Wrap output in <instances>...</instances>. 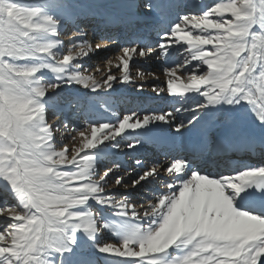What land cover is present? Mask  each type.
<instances>
[{
  "label": "rangeland",
  "instance_id": "1",
  "mask_svg": "<svg viewBox=\"0 0 264 264\" xmlns=\"http://www.w3.org/2000/svg\"><path fill=\"white\" fill-rule=\"evenodd\" d=\"M15 2L22 6L38 7L42 9L46 15H49L57 20V31L59 35L55 36L53 33L51 34V37L43 39L45 41L56 39L61 41L62 44L60 47L55 49L54 53L49 52L47 55L41 56L31 50L32 39L26 32L22 31L23 24L16 17H13L11 25L5 22L3 27L0 28V79L4 82H10L8 83V86L14 89V94L20 98H28L29 96H32L34 99H39L44 92H47L43 101L45 105V113L43 111H35L32 109L26 110L30 118L22 121L20 125L21 129H26L28 133L23 141L20 137H17L16 142L13 143L8 136H0V166L7 167L8 165H12L15 167L21 160L31 163L34 156L40 151L54 150L53 153L64 152L67 159L61 163L60 156L53 155L55 158L48 162L50 168H59L60 170H76L72 165L78 160L79 166L77 173L72 175L69 179L63 181L62 186L79 184L78 188H70V191L73 193L77 190L86 191L87 185L81 183L82 181H90L94 184V182L99 181V177L102 176L105 170L109 168H118V171L110 174L108 182L104 186V191L108 192L110 190L111 193H105V195H116V197L123 198V202H125V196L120 190H124L125 185L132 187L131 184L134 180L138 179L143 172L149 170L144 169L146 168V165L144 166V163L142 164L145 159L140 157L142 152L139 151L140 146L142 145L144 148L143 144L148 142V136H151L152 138H155V136L165 137L166 131L155 127L149 131L148 127L138 130H126V132L115 141H106L104 142L105 145L100 146L99 143L103 140L101 133L104 131V128L100 127L93 129L91 125L87 127L86 121L92 123L115 124L117 123L118 118H122L124 115L147 111L151 108L154 109V105H157L160 103L159 101H161L159 98H154L150 102L148 99L138 94L139 96H128V100H120L121 97L117 96L116 92H121L126 85L128 86V84L129 86L132 85V89H135V82H138L135 78L139 77V79H142L144 76H147L146 74L152 75L154 74L153 72L160 73L161 71L155 67L152 71L146 70L144 75L137 77L130 73V80L127 84H122L120 82V78L123 74L121 69L118 67L114 72L108 70L109 73L107 72L104 75H91L90 78H87L90 76L89 74L92 71V68L90 65L85 66V64L86 62L92 61L91 56L93 52L89 53V55L84 58H81V55L78 60L73 62L72 66L76 71L67 81L63 77L68 76L69 74L67 72H63L62 69L60 73H53L45 70L38 73V76L36 75V72L32 73L29 71L25 73L22 69L35 64L37 61L50 60L57 66L63 65L65 61L64 55L68 54L71 57H76L81 52V48L79 46H83L80 44L85 42H91L94 49L99 38H106L107 40L114 41V46H117V48L110 53L114 55L115 52H119L122 45H126L129 41H133V44L137 41V37H140L131 25L130 28L126 29L128 26L124 25L123 20L114 15L113 12H115V9H121L123 12L127 13L130 16L131 21L134 22L135 19L139 20L140 17L143 18L144 14H142V11H144V9L146 10V4H150L152 11H148L146 14L147 19L144 20L142 25L144 27H150L148 39L155 43L156 50L155 55H153L152 58L153 60H156L155 62H160L162 60L163 62H166L174 59V64L168 70L172 68L183 69V72H179V77L178 80H176V83H182L184 86H187L193 81L199 80L201 77L198 75H204L209 70L207 69V66L204 65L203 61H192L190 59L189 49L191 46L184 41H177L175 37H171V28L180 22L181 17L186 15L201 16L217 3L233 2V4L239 3L243 6L250 2V0H55V2H52V0H15ZM256 3L259 5L260 0H256ZM5 8H8V6L5 5ZM224 8V11L218 13L216 16L210 17V19L213 20L210 21V23L215 24L216 22H221L224 19L232 20L234 18L231 17L229 12L235 14L239 11L238 8H230L228 5H225ZM11 12L12 9L9 8L8 15H11ZM5 20H7V17ZM228 23L229 22L227 20H224L222 23L218 24L219 27L215 26L212 29H204V31L212 33V35L201 37L200 39H209L211 44L206 45L201 43L194 44V46L199 47L204 51H213L214 49L218 52L222 51L224 40L229 39V36L226 35V33L229 32ZM124 26H126V28H124ZM102 27H106V29L103 30ZM249 27H251V25H249ZM190 28L191 24L189 23V25L185 28V33H182V35L190 36L191 34L187 33ZM158 29L160 31H158ZM109 31L114 32H111V35L108 36ZM199 31V29H194L192 30V33L195 35ZM99 32L103 35L95 38V35ZM164 36L165 38L162 39ZM230 38L231 41L238 39L233 35H231ZM192 39L195 41L198 38L192 37ZM253 39L255 40V43L249 42L245 44V51H243L241 55H253L251 56L252 58L258 60L264 59V50L261 51L260 54L252 53V50L256 49L255 51H257V49H259L258 46L263 45V41H261L259 37H255ZM161 43H165L166 45L164 51H161L159 48V44ZM253 45H255V47H253ZM84 50H88L86 46ZM95 54L96 53H94V55ZM205 55L215 58V53L206 52ZM110 56L111 55L106 54L102 58V69L106 67V63H108L107 61ZM9 57H11L12 61ZM192 59H196V57H192ZM138 60H140V56L138 53L134 54L132 62ZM7 61L12 62V64L15 65V68L7 63ZM43 66L47 67L46 64ZM110 66L111 64L109 63L108 67ZM84 67H88L86 70L89 71L86 72ZM16 69H21V71H17ZM69 71H71V68ZM110 74L115 76L117 80L114 82L109 81L107 78ZM256 75H259L258 71ZM57 83L61 86L57 89L56 87L53 89L52 86ZM159 87L160 86L156 84V88ZM70 88L82 89L84 92V100L79 99L78 95L73 93H71L73 95L65 94L66 97H63L64 92ZM89 89H92L93 91L98 89V92H92ZM199 89L200 91H205L208 89V86L197 85L192 89L193 92H186L181 96H171L169 97L168 105L166 106L170 108V110L173 109L174 112H177L178 110H182L186 104H188L189 111L193 109L196 110L192 118L190 117L189 121L193 122L192 119L196 118V126L201 125L205 127L206 132L210 130L209 137L211 138L223 119L221 115L222 110L219 111L215 105L209 106L211 109L209 113L205 110V108L201 109V105L206 104L207 101L202 95L196 92L199 91ZM141 91L143 92L142 94L145 95L144 90L142 89ZM157 92L160 91L158 90ZM0 99H3V97L0 96ZM73 100H76L79 103L77 105H73V107H69V103ZM173 102L176 104L173 105ZM65 112H67V115ZM144 114L145 113H140L139 116L142 118ZM78 123L80 126H77ZM71 127L74 130L67 129ZM83 127L91 128L95 134V139L88 144L84 151L89 152L95 157L96 163L94 165L90 163L92 160L91 156L82 157L83 152L78 157L77 154L80 153L81 150L74 153L75 145H71V148H69L71 143H76V141L79 140V135L77 134L80 131L77 132L75 129L79 130ZM12 128H15L14 122ZM87 128H84V130ZM5 129L9 130L7 126H5ZM68 134L71 139L70 143L66 142ZM109 135H112V133H109ZM130 145H136V147L132 148ZM147 146L150 147L148 148L150 151L155 150L154 145L149 144ZM127 149H131V152H123ZM129 156H132L133 159H137L139 157L138 160L141 161L140 165H143L144 167H142V170L139 169L140 171L138 172V176L130 181V183L121 184L117 187L115 180L118 179V177H113V175L128 166L123 162V160ZM180 156L181 155L178 153V157ZM73 157L75 160L70 165L68 161H71ZM130 167L134 170L137 166L136 164H132ZM20 169L21 174H23L24 169L22 164L20 165ZM49 175H51V171L49 172ZM54 183L60 184L59 181H54ZM160 185L161 183H155V185H152L148 190H144L146 187H141V183L137 184L134 188L132 187V192L140 193L147 191V194L142 193L146 195H141L143 196V201L141 203L146 205V202H154L153 204L155 206H153L155 211L151 217H145L142 215L148 207L142 210H136L135 208L136 212H142L138 219H134L130 212L127 214H121V210L119 208L113 207L118 203L115 199H113V206L102 205L101 208H98L97 206L100 207L101 204L96 206L95 204H97V202L91 200L92 202L88 201L86 206L75 209L74 211L76 212L92 213L97 221L106 227H103L98 232L94 240H90L82 231L77 232L76 246L73 249V256H69L65 253L64 256L61 257L59 254L49 250L42 258L46 261V264H69L70 261H74L80 256L90 258L92 264H104V262H110V264H131V262L127 259L113 257L110 256L111 254H102L97 250V248L105 243L115 244L117 247H121L119 243L135 228H143L147 231L150 226L159 223L158 218L161 215L166 214V206L168 204V200L166 198L161 199L159 203H157L156 199H153V197L156 198V193H158L157 190L161 187ZM165 186L166 185H163L162 187ZM45 190L49 192L53 191V189L50 188ZM41 195L42 193H37L38 197ZM132 206H136L135 202L128 204L129 209H131ZM0 207H15L14 212L18 218L21 219L28 215V213L25 212L20 205L18 199L11 190L10 185H8L3 178H0ZM183 207L184 206H182L181 210L171 219L168 228L162 232L160 239L156 243L157 245L155 244L153 248L139 254L147 256L156 255L158 253H166L165 251H167V249L161 248V242L166 238H168V240H172V237L176 236V240L172 242V246L175 244L182 245L181 247H184L185 250L183 254L186 255L188 248L181 243L184 232L187 230L186 225L197 230V238H199V235L203 234L215 238L216 242L222 246L224 244H231L228 235H215L211 232V226L214 223L212 224L211 221L209 222L206 220V218L209 219V212L206 213L207 215H203V218L196 217L195 219L193 218L195 210H185ZM7 214L6 210L4 215ZM4 218L5 223L0 224V231L10 228L12 224L9 217L5 216ZM232 218L241 222L248 221L239 215H235ZM194 219L199 222L192 226L190 225V222L192 223V220ZM1 220H3V218ZM254 222L255 225L264 226V223L262 222ZM24 223L27 224V221L25 220ZM199 225L200 227H198ZM177 233H179L178 236ZM7 242L10 243V241ZM172 246L167 254L160 256V259L165 261V264H168V259L172 258L175 252L179 250V248H172ZM235 254L236 252H232L230 250L223 251L222 249H217L213 251L209 248L207 250L197 251L191 257V261L192 264H196L198 261L209 262L220 256L228 255L232 257Z\"/></svg>",
  "mask_w": 264,
  "mask_h": 264
},
{
  "label": "snow or ice",
  "instance_id": "2",
  "mask_svg": "<svg viewBox=\"0 0 264 264\" xmlns=\"http://www.w3.org/2000/svg\"><path fill=\"white\" fill-rule=\"evenodd\" d=\"M55 2V0H52ZM5 5L8 8H5ZM228 5L230 8H238L241 14H249L251 16V27L248 28V35L245 37V44L251 42L255 43L253 38L259 37L261 41H264V0H260L259 5L256 0H250V2L245 5L239 3L233 4V2L228 3H217L213 7L209 8L201 16L186 15L181 17L178 24L171 28V37H175L177 41H184L191 47L189 49L190 59L192 61H203L204 65L207 66V71L204 75H198L201 78L199 80L193 81L191 84L184 86L182 83H176L178 77L176 76L177 68H172L166 70L165 74L168 76L167 82V92L171 96H181L186 92H193L192 89L197 85H207L208 89L205 91H196L202 95L207 101L206 104L201 105V109L214 106L220 102H225L227 104H240L245 102L253 107L256 113L257 119L261 124H264V87L253 86L247 83L248 74L245 73V77H241L239 80L236 79L240 72V68L232 71L230 68L226 69L222 76L218 73L222 68L226 67L227 60L225 58V53L228 51V45L231 44L232 32L229 31L226 35L229 39L224 40V46L222 51H204L199 47H195L194 44H206L210 45L211 41L209 39H200L201 37H207L212 35V33L204 31V29H212L224 20H227L228 28L229 25L235 26L241 23L237 20L236 14L230 15L234 19L228 20L224 19L221 22L210 23L213 21L210 17L216 16L218 13L225 10L224 6ZM12 9L11 15H8V9ZM145 8L147 11H152L151 5L146 4ZM7 17V20L5 18ZM13 17H16L22 24V31L26 32L32 39L31 50L38 55H47L49 52L55 51L61 46L62 42L56 39L44 40L43 38L51 37V34L58 36L57 31L58 21L53 17L46 15L42 9L38 7H28L22 6L16 3L15 0H0V28L3 27L4 23L7 22L11 25ZM215 22V21H214ZM191 24V28L187 31L190 36L182 35L185 33V28ZM258 26V28H257ZM199 29L200 31L193 35L192 30ZM234 30V28H233ZM192 37H197L193 41ZM162 37V39H164ZM223 38V37H221ZM99 43L93 49L91 42L81 43L79 46L81 52L76 57H71L68 54V60L64 61L63 65L57 66L54 62L48 61H37L35 64L29 65L22 69L23 72H29L31 69H39L36 71V75L42 71H51L53 73H60L61 69L63 72H67L69 75L63 78L67 81L72 77V74L76 71L73 68V62L78 60L80 56L86 57L89 53L100 50ZM105 44H110L111 42H103ZM85 46L87 51H85ZM161 51L166 48L165 43L159 44ZM147 50V51H146ZM152 48H137V47H126L122 48V55L118 57L120 64L117 65L122 71V76L120 82L122 84H127L130 80V68L131 61L133 60L134 54L140 57H145L148 51ZM255 51V49H254ZM215 53V58L205 53ZM196 57V59H192ZM248 56L240 54V60H245ZM11 59V57H9ZM255 72L252 76L257 78L260 77L261 71H264V59H255ZM12 61V59H11ZM15 68L12 62H8ZM108 63H111L109 60ZM44 64L47 67L43 66ZM251 66L252 62L249 61ZM71 68V71L69 69ZM21 71V69H16ZM257 71L259 75H256ZM34 79V78H33ZM109 81L114 82L117 78L113 75H109L107 78ZM10 82H4L0 79V126H7L9 131L14 133L12 138H10L13 143L16 142L18 135H16L17 128L20 127L22 121L29 119L26 110L32 109L35 111H43L45 113V105L43 103L47 92H44L39 99H34L32 96L28 98H20L14 94V89L8 86ZM56 89L61 85L59 83L55 84ZM111 88V87H110ZM109 88V89H110ZM87 89V88H86ZM92 92H98V89ZM155 90V89H154ZM163 92L164 89H159ZM79 102L73 100L69 103V107L77 105ZM172 113H164L159 115H145L142 118L136 113H131L124 115L122 118H118L117 123H92L87 122V127L91 125L93 129L100 127L104 128L101 133L103 138V143L105 141H115L120 137L126 130H138L149 126L154 122L170 123V118ZM45 118V117H44ZM46 120V119H45ZM13 122L15 123V128H12ZM193 122L189 121L188 124L180 123L176 126L175 131L180 133L187 130ZM75 129L76 131L83 132L84 128ZM109 133H112V137H109ZM205 139H208L210 135V130L202 134ZM134 148L136 145H130ZM97 148V147H96ZM94 148V149H96ZM53 152L54 150H50ZM91 156V164H95V157L89 152H84L83 156ZM55 157L52 156V159ZM177 161L181 164V170L176 176V180H171L168 185H170L169 192L159 195L157 197V203L165 197L168 199V204L166 206V214L161 215L159 223L153 228L145 231L143 228H135L128 235H126L123 240L119 243L121 247H117L115 244L105 243L98 246L97 250L102 254H111L110 256L119 257L127 259L131 264H165V261L160 259L161 255L168 253L167 248L166 253H158L156 255H141L143 251H147L154 247L158 242L156 233L165 231L171 219L178 213L185 201V198L189 191V186L194 184L200 185V193L203 192L205 186L211 188H222L223 196L216 200L213 199L205 212L217 211L220 212L224 217L231 219L235 215L244 217L245 219L256 218L259 221H264V212L259 214H254L250 209H240L234 205L233 194H240L246 190L255 186L256 192L261 196H264V166L254 167L248 170L242 171L234 176H222L220 178H214L209 175L200 174L194 169H190L189 165L182 159L172 160L169 164L164 166V170L168 171L170 168L175 174V167ZM62 163V162H61ZM23 165L24 172L21 174L20 165ZM76 170H60L59 168H51V175L49 171L45 168L33 165L28 161L21 160L18 165L13 167L8 165L7 167L0 166V178L10 185L11 190L18 199L20 205L25 212L28 213L23 219L18 218L14 212L15 207H0V215L9 217L12 221L11 227L0 231V264H46V261L42 258L46 252L49 250L59 254L61 257L67 253L69 256H73V249L76 246V233L83 232L88 236L90 240H94L98 232L106 227L105 225L99 223L94 215L90 212H76L77 208L86 206L89 200L96 201L101 205L113 206V197L105 195V191H99V188L104 187L108 182V178L111 173L118 171V168H109L105 170L102 174L104 176L103 181L100 184H92L90 181H82L81 183L87 185L86 191H79L73 193L70 188H78L79 184L71 186H62L59 191H47L41 184L44 178H50L53 181H59L63 184V181L69 179L72 175H75L78 171L79 160L74 162L73 165ZM139 166V162H138ZM48 167L50 165L48 164ZM155 167V165L153 166ZM191 171V175L188 178H184L186 172ZM68 172L71 174L70 177H65L62 174ZM106 173V175H105ZM157 174L149 169L143 172L138 179L134 180L131 186L134 188L137 184L142 181L148 180L150 177H155ZM123 177L115 180L117 187L121 185ZM176 181H179L177 184ZM92 189H96L93 191ZM40 192L42 195L37 196ZM255 195V193H251ZM87 196V200L83 199ZM35 205V206H34ZM49 206L48 210L53 214L54 223L51 225L50 229H46L40 226V220L42 213L37 211V207ZM116 208L121 210V214L131 213L134 219H138L139 215L135 211V206L131 209L128 207V202H120L116 204ZM261 207L264 208V201H261ZM7 210V215H4ZM199 210V209H198ZM27 221V224L24 221ZM22 222V223H16ZM40 227V232H37V228ZM229 225L224 224H213L211 226V232L215 235L225 234L228 230ZM47 231L49 237L48 241H44V233ZM23 233V234H22ZM7 241H10L8 243ZM179 248L178 244L172 246V248ZM246 247L247 252L242 260L234 261L233 264H264V254L261 253V249H264V238L256 241L253 240L246 245L233 241L230 246L222 249L223 251L239 252L242 248ZM138 249V250H137ZM184 255L172 261V264H184ZM69 264H92V261L88 257L80 256L74 261H70Z\"/></svg>",
  "mask_w": 264,
  "mask_h": 264
},
{
  "label": "bare ground",
  "instance_id": "3",
  "mask_svg": "<svg viewBox=\"0 0 264 264\" xmlns=\"http://www.w3.org/2000/svg\"><path fill=\"white\" fill-rule=\"evenodd\" d=\"M114 13H118L117 15H120V17L123 20L130 18L128 14H125L122 11L120 12L119 9H115ZM147 13L148 11L145 9L144 11H142V14H144L145 16ZM145 19L147 18H144L143 22ZM125 25L128 26V22H125ZM149 28H150L149 26H146L144 28L139 27L138 30L146 29L145 33H149ZM158 31L160 30L158 29ZM101 35L103 34L99 32L98 34L95 35V38L98 36L100 37ZM110 35L111 34L108 33V36ZM140 35H139L140 37H137V41H135V43L132 44L133 41L132 42L129 41L126 43V45L124 46L122 45L121 49L126 48V47H137L138 49L139 48H152V50L148 51L145 57H140V60L133 61V62L131 61L132 63H131L130 73H132L133 76L137 77L140 75H144L145 74L144 72L146 70L152 71L155 67H157V69H159L161 72L160 73L153 72L154 74L152 75L146 74L147 76L146 77L144 76L142 79H139V77L135 78L138 81V82H135L136 83L135 89H132L131 87L132 85L129 86L128 84V86L126 85L121 92L117 91L116 95L121 97L120 100L121 99L128 100V96L134 97V96H139V95L145 97L150 102L154 98L156 99L159 98L161 100L159 101L160 102L159 104L154 105L155 106L154 109L151 108L150 110H147V111H143L139 113L136 112L138 116L140 115V113H145L144 116L145 115H159V114H164V113L173 114L172 117L170 118L171 120L170 123L154 122L150 124L149 126H146L148 127V131L154 127L157 129L164 130L166 131V136L165 137L155 136V138L148 136L147 137L148 142H145L143 144L144 148L142 145L139 148V151H142L140 157H142V159H145V161L142 162V164L144 163V166L146 165V168L144 169H152L157 174L155 177H150L148 180L142 181L141 187H144V188L146 187L144 190H148L152 185H155V183H161L160 185L161 187L157 190L158 193H156L157 194L156 198L152 196L153 199H156V200L159 195L168 193L169 188H170V185H168V183H170L171 180H176V176L179 174V171L181 170V164L179 161H177V164L175 166V174H173V170L171 172L165 171L164 166L169 164L172 160H175V159H182L189 165L190 169H194L200 174L209 175L214 178H220L222 176H234L250 168L264 166V164H262L261 162L257 160L256 158L257 155L255 151L257 148H260L259 146L261 144L264 145L263 144L264 143V124H261L259 120L257 119L256 113L254 112L253 107L248 105L245 102H241L240 104H232V105L227 104L225 102H220L219 104L215 105V107L219 111L222 110L221 115L223 119L221 120L220 126L215 130V133L211 138L210 137H208V139L204 138L202 134L206 132V129L205 127L201 125L196 126L197 124V120H195L196 118L192 119L193 124L187 130L182 131L180 133L175 131V128L178 124L180 123L188 124L190 117L192 118L196 110L193 109L189 111L188 104H186V106L182 110H178L177 112H174L173 109L170 110V108L166 106L168 105V99L169 97H171V95L167 92L168 76L165 74V71L171 68V66L174 64V59H171L170 61H166V62H163V60L160 62L158 61L155 62L156 60L155 59L153 60L152 58V56L155 55V50H156L155 43L152 40L148 39V35L146 37L143 36L144 33H140ZM97 42H100L98 45L100 50L93 52L91 56L92 61L90 60L91 62H86L85 64V66L90 65L92 68L91 69L92 71L89 74L90 76H88L87 78H90L91 75H97V76L104 75L108 72V70L114 72L117 68V65L120 64V60L118 59V57L122 55L121 49L119 50V52L117 53L115 52L114 55L110 54L112 53V51H114V49L117 48V46H114L115 44L114 41L107 40L106 38H99ZM103 42H111V43L105 44ZM96 46H97V43H96ZM258 47L259 49H257V51L252 50V53L260 54L261 51L264 50V41H263V45L258 46ZM94 53L96 54L94 55ZM106 54L111 55L110 58L108 59V61L109 60L111 61L110 63L111 66L108 67L109 63H106L107 64L106 67L102 69L101 60ZM81 58H84V57L81 56ZM87 68L88 67H84L85 70ZM177 70L178 71L176 72V76L179 77L178 76L179 72H183L184 70L183 69H177ZM88 71L89 70H86V72ZM156 84L159 85L160 87L156 88ZM161 88H163L164 91L157 92ZM142 89L144 90L145 95L142 94L143 93L141 91ZM71 93L78 95L79 99L84 98L83 97L84 92L80 88L68 89L66 92H64L63 97H66L65 94L73 95ZM174 104L176 103L173 102V105ZM205 110L209 113L211 109L209 107H206ZM77 126H80L79 123L77 124ZM67 129L74 130L72 127L67 128ZM77 135H79V140L76 141V143L74 142L71 143L69 148H71V145H75V147L72 146L75 149L74 153L79 152V150H81L80 153L77 154V156L79 157L80 154H82L85 151L88 144L95 139V134L91 128H87L83 132H79ZM67 137L68 138L66 139V142L70 143L71 142L70 135L68 134ZM109 137H112V135H109ZM210 141H213V142L217 141V142L224 143L227 148V152H228L227 154L230 155V157L228 158L227 156H215L213 160H208V159L202 160L200 159V157L193 155L196 150L199 151L201 149L203 150L206 149V145L209 144ZM99 144L100 146L105 145L103 143V140ZM149 144H152V145L155 144L156 152L150 151V149H148L150 148L149 146H147ZM167 148L169 150H166ZM125 151L130 153L131 149L124 150L123 152ZM168 151H172L173 153L170 154ZM177 152L181 155L180 157H176V155H173L174 153H177ZM155 153H157L156 156H155ZM138 158L133 159L132 156L124 158L123 162L127 164L128 166H126V168L121 170L120 172L118 173L116 172L117 174L113 175V177L114 176H117L118 178L123 177V181L121 184H128V182L130 183V181H132L138 176V172L140 171L139 169L142 170V167H144L143 165H140L141 161L138 160ZM138 162H139V166H138ZM132 164H136L137 166L136 168L138 169L135 168L133 170L130 167V165ZM154 165L155 167H153ZM190 175H191V171H188L185 173L184 178L186 179ZM176 183L178 184L179 181H176ZM163 185H166V186L162 187ZM132 189H133L132 187L125 185V189L120 190L121 193H123V195L125 196V200H124L125 202H128V204H131V202H135L136 210L137 209L142 210L146 207H149V205H152V206L154 205L153 204L154 202H146V205L141 203L143 201V198H142L143 196L141 195H146L147 191L138 193V192H132ZM255 190L256 188L255 186H253L252 188L246 190L243 193H240V194L234 193L233 194L234 205L240 209H250L254 214H259L261 212H264L263 210L264 208H262L261 206H258L257 204H250V203L244 204L243 203V197L247 195L248 193H252ZM106 193H111V192L109 190ZM142 193H146V194H142ZM222 196H223L222 188H211V187L205 186L203 192L200 193L199 184L190 185L188 194L183 204L184 206L183 208L185 210L194 209L195 214L193 218L196 219V217L197 218L202 217L203 215L207 213L205 212V209H207L209 203L213 199L218 200ZM112 197L118 203L123 202V198L116 197V195H112ZM165 198L167 199V197ZM89 202H92V201L89 200ZM95 205L97 206L100 204L97 203ZM101 206L102 205H100V207L99 206L97 207L101 208ZM208 216H209V219L206 218V220L209 222L211 221L212 224L213 223L214 224L226 223L229 225L228 230L225 233V235L229 236L228 238H230L229 241H231V243H233V241H236V242H240L246 245L247 243H250L253 240L258 241L261 238H264V226L255 225V222H254V221H258V222L264 223V221H259L256 218H249L247 219L248 221L241 222L234 218L228 219L224 217L220 212H217L215 210L210 211ZM4 217L5 216L0 215V224L5 223ZM2 218L3 220H1ZM195 219L192 220V223L190 222V225L193 226L194 224H197V222H199V221H196ZM156 225L150 226L149 229L155 227ZM187 227L188 226L186 225V229L190 228V227L188 228ZM198 227H200V225ZM166 241H169L168 238L162 241L161 245ZM171 246H172V243H170L167 248H171ZM181 246L182 245H180L179 250L175 252L173 257L168 259V264H172L173 260L184 255L183 253L185 250H184V247H181ZM167 248H163V249H167ZM246 252H247V248L244 247L242 248L241 251L236 252V254L233 255L232 257L228 255L220 256L218 258H215V260L213 261L207 262V264H233L234 261L242 260ZM261 253L264 254V249H261ZM104 264H110V262H104Z\"/></svg>",
  "mask_w": 264,
  "mask_h": 264
},
{
  "label": "clouds",
  "instance_id": "4",
  "mask_svg": "<svg viewBox=\"0 0 264 264\" xmlns=\"http://www.w3.org/2000/svg\"><path fill=\"white\" fill-rule=\"evenodd\" d=\"M237 16V20L241 21V23L236 24L235 26L229 25V31L232 32V35L237 37L238 39L235 41H232L231 44L228 45V51L225 53V58L227 60V64L225 68H222L218 75L222 76L225 72L226 69H231L232 71H235V69L240 68V72L238 74V76L236 77L237 80H239L241 77H245V73L248 74L249 78L247 79V83L255 86H261L264 87V71H261L260 73V77L255 78L252 76V73L255 72V61L253 60V58L251 56H248L245 60H240V54L245 51L246 45L244 42V38L248 35V28L249 25L251 23V16L249 14H241L239 11L235 13ZM217 27H219V25H216ZM234 28V30H233ZM253 47H255V45H253ZM68 56L64 57V60L67 61L68 60ZM249 61L252 62L251 66L249 64ZM19 71V70H18ZM32 73H35L37 71V69L33 68L30 70ZM18 83V82H17ZM53 89H55V85L52 86ZM14 133L10 132L9 130L5 129V127L0 126V136H8V138H12V135ZM16 135H18V137L21 138V140L23 141L25 136L28 134L26 129H21V127L17 128V131L15 133ZM66 151V150H65ZM53 155H59L61 158V162H63L64 160H66V156L64 152H60V153H53L51 151H40L39 153H37L34 156V159L31 161V163L35 166L38 167H42L45 168L47 171H51V168L48 167V162L51 161L52 156ZM75 160V158L73 157V159L71 161H68L69 164L73 163ZM175 167V166H174ZM169 172L172 171V169L170 168L168 170ZM58 175H63L65 177H70L71 174L68 172H64L62 174H58ZM106 175V173H105ZM104 176H100L99 177V181L94 182V184H100L101 181H103ZM41 184L44 188H50L53 189L54 191H59L62 188L61 184H56L54 183V181L50 178H44L41 181ZM88 187V186H86ZM93 191H95L96 189H92ZM105 189L104 187L99 188V191L103 192ZM76 192H79V190H77ZM83 199L86 201L87 200V196H84ZM35 206V205H34ZM49 206H40L37 207V211L42 213V217L40 220V226L44 227L46 229H50L51 225L54 223V219H53V214L48 210ZM155 211L154 206L149 205L148 209L145 210V212L142 214L145 217H151L153 215ZM138 213V212H137ZM139 217L141 216V213H138ZM40 227L37 228V232H40ZM161 232H157L156 236L157 239L159 240L161 237ZM179 235V233H177V236ZM198 232L195 228H189L187 230H185L184 235L182 237L181 243L188 248V251L186 253V255H184L183 260H184V264H192L191 261V257L197 252V251H203V250H207L209 248H211L213 251L217 250V249H224L228 246H230V244H224L223 246L219 243L216 242L215 238L210 237L208 235H199V238H197ZM49 239L48 235H47V231H45L44 233V241L47 242ZM174 240H176V236L172 237V240L166 241L161 245V248H167L168 245L170 243H172ZM178 246H180L178 244ZM197 264H207V261H198Z\"/></svg>",
  "mask_w": 264,
  "mask_h": 264
}]
</instances>
